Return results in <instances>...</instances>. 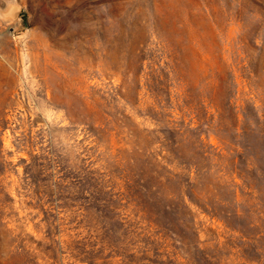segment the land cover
<instances>
[{
    "label": "rangeland",
    "instance_id": "rangeland-1",
    "mask_svg": "<svg viewBox=\"0 0 264 264\" xmlns=\"http://www.w3.org/2000/svg\"><path fill=\"white\" fill-rule=\"evenodd\" d=\"M88 253L264 264V0H0V264Z\"/></svg>",
    "mask_w": 264,
    "mask_h": 264
},
{
    "label": "trees",
    "instance_id": "trees-1",
    "mask_svg": "<svg viewBox=\"0 0 264 264\" xmlns=\"http://www.w3.org/2000/svg\"><path fill=\"white\" fill-rule=\"evenodd\" d=\"M173 142L170 140L164 144V149L167 151V155L163 156V162L165 167H162L165 170L169 169V163L170 158L175 155L173 152ZM239 158L241 156L239 155ZM132 163V162H131ZM135 163V162H134ZM137 167H136V166ZM136 167V169H135ZM138 164H133V168L129 170L128 173V180L126 179L128 189L130 190V194L127 198H133L134 200L140 202L144 209H164L167 211H171L174 209V200L175 196L173 195H167V197L164 196V189H165V182L163 179H161V176L155 177L154 175H157L156 172H152L154 180H148V174L146 167L138 168ZM190 180H185V182H188ZM189 190V189H188ZM187 189L181 187L180 191L181 193L179 196L182 198V204L186 208L191 209L193 206L200 207L206 211L208 210L207 206L201 204V200L197 198L198 200H195L193 196L190 194V192ZM191 191V190H190ZM95 194V193H94ZM194 194V193H193ZM195 195V194H194ZM198 197V196H197ZM148 199V200H147ZM151 200V201H149ZM163 200H166V202H163ZM112 207H109V209ZM114 211V210H113ZM213 213V212H210ZM99 217L101 218L104 223H108L106 220L109 218V215L106 214L104 211H100ZM73 258H76V260L88 262L91 264L94 260L91 258V254H73Z\"/></svg>",
    "mask_w": 264,
    "mask_h": 264
},
{
    "label": "water",
    "instance_id": "water-1",
    "mask_svg": "<svg viewBox=\"0 0 264 264\" xmlns=\"http://www.w3.org/2000/svg\"><path fill=\"white\" fill-rule=\"evenodd\" d=\"M19 10L18 9H16L13 13H10V16L12 17V18H16L18 15H19Z\"/></svg>",
    "mask_w": 264,
    "mask_h": 264
}]
</instances>
